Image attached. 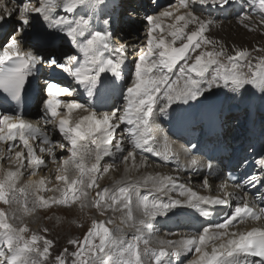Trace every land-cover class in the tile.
I'll use <instances>...</instances> for the list:
<instances>
[{
	"label": "snow or ice",
	"instance_id": "6c2138e0",
	"mask_svg": "<svg viewBox=\"0 0 264 264\" xmlns=\"http://www.w3.org/2000/svg\"><path fill=\"white\" fill-rule=\"evenodd\" d=\"M12 2L15 3V0ZM251 2L258 4L261 15H264V0ZM232 3L233 0H179V8L147 16V39L144 49L134 61V76L126 88L125 106L99 114L75 100L62 101V96L72 95L71 89L61 86L55 75L41 82L39 74L45 67L52 69L53 73L60 69L78 85L84 86L89 97H96L100 102L107 99V93L115 83L114 78L121 75L128 55L126 45L112 46L113 19L104 12L108 0H36L35 3L22 0L16 7L6 8L5 15L0 16V24L15 16L11 34L0 48V91L6 94L5 99L0 101V107L13 100L19 104L26 84L31 88L32 81H35L37 106L42 108L40 120L44 125H52L64 141H53L43 128L25 120L22 114L0 112V142L8 145L7 154L0 150V158L11 159L16 147L14 142L19 139L23 143L22 150L14 153L17 162L15 170L9 169L0 176V202L6 205L23 204L22 211L28 215L39 208L56 204L69 208L75 205L80 210L90 206L100 215L109 210L113 213L121 211V224L135 230L128 240L123 235H117L124 229L116 224L115 218L103 221L93 219L82 241H69L75 246V251L69 254L68 249H63L54 257L55 264H146L145 257L150 258L147 264H166L164 258L169 255L179 257L183 252L193 251L197 255L189 264H264V227L230 230L245 218L253 221L264 219V207H257L246 194L239 195L232 212L222 222L209 223L198 233L175 241L156 238L158 247H153L152 222L158 216L177 220L183 216L209 217L215 211L214 206L228 205L232 194L227 193L223 198L202 195L179 183L177 178L160 175H149L142 181H117L114 188H101L99 184L103 173L112 167H102L104 158L114 159L119 154L124 162L134 161L137 151H154L156 129L151 122L154 108L158 107L164 114L172 109L173 119L182 123L192 117L187 110L181 109V105H188L191 101L210 104L213 89L222 86L230 88L234 95L252 86L264 96V55L249 59L251 52L245 48H234L229 54L222 41L206 34L211 26L218 25V21L187 11L196 4L223 10L231 7ZM181 8L186 11L180 12ZM83 9H90L93 14L99 9L104 18L95 23L103 27H94V16L82 12ZM34 14L47 22L48 28L69 38L82 53V59L51 47L56 38L55 32H47L43 28L37 30L39 21L33 20ZM164 18H171L174 22L165 27L162 25ZM245 20H251L247 13L243 14L240 23ZM260 24L264 25V19ZM190 25L194 26V30L188 31ZM157 32L158 35L155 34ZM25 46L30 50H25ZM256 51L264 52V48ZM41 52L44 54H38ZM213 67L215 73L209 80L206 74ZM173 70L178 73L175 79L171 75ZM109 73L111 77L105 75L102 78V74ZM173 105H176L175 109ZM61 108L66 110L64 115L59 111ZM77 109L87 115L73 123L71 114ZM122 124L128 126L127 142L132 151L125 147L124 136L117 134ZM33 138L48 145L39 151L48 153L53 162H56L53 148L69 153L57 170L56 180L63 184V187L54 189L60 192L59 198L38 195L41 189L51 191L45 188L43 178L35 184L20 185L24 170L35 174L39 167L46 166L30 143ZM192 147L195 148V145ZM155 155L162 156L165 161L174 155L167 135L163 136L162 150L155 151ZM259 155L255 163L264 173V153ZM90 156L95 162L88 166L86 159ZM199 163L195 156L190 159L193 168ZM206 167L211 170L213 166L209 163ZM73 171L76 175L70 176ZM245 180L253 187L264 185V177L255 174L246 176ZM149 184L156 194H152L151 190L141 194V189H148ZM203 184L210 187L206 178ZM174 189L179 191L181 198L169 195ZM30 192L31 207L28 205ZM93 192L95 195H92ZM134 206L140 212L139 218L134 215ZM19 210L11 209L6 213L0 209V245H3L0 247V264H43L54 241L35 233L26 238L24 234L29 231L27 225L21 227L10 222L19 219L16 215ZM47 231L45 228L44 232ZM41 241L42 248L39 246ZM69 255L71 259H68Z\"/></svg>",
	"mask_w": 264,
	"mask_h": 264
},
{
	"label": "bare ground",
	"instance_id": "6f19581e",
	"mask_svg": "<svg viewBox=\"0 0 264 264\" xmlns=\"http://www.w3.org/2000/svg\"><path fill=\"white\" fill-rule=\"evenodd\" d=\"M121 1L125 2L124 0H121ZM3 2L5 4H3ZM21 2H22V0H15V3H13L12 0H10L9 2H7V0H2V3H0V16H4L5 15V9L6 8L7 9L14 8L17 5H19ZM239 3L240 2H238V0H233L232 6L231 7H227L225 9H223V10L218 9L215 6H211L210 7L208 5H199L198 4L197 6L203 8L202 9L203 11L202 12L196 11L195 13L197 15L201 16L202 18L213 19L215 21H218V25L211 26L209 32L206 33V34L210 35V37H212V38H215V39H217L219 41H222L226 45L227 51H228L229 54L233 53L234 48H237V49L238 48H245V49H248L251 52V55H252V51L257 48V44L260 45L261 48H264V42L261 41L260 38L258 37V34H260L264 30V25L260 24V21L262 20L260 17H257V15H254V16L253 15H249V16H251V20H247V21L245 20L246 23L244 22L242 24V25H248L249 26V28L251 29V30L249 29V31L251 32L250 35L252 37H254L253 40L247 41V40L243 39V37L246 36V35H249V32H246L245 29H243L241 27V25H239L240 20L243 17V14L247 13V12L240 11L237 14V16H231V18H227V19H223L222 16L219 17V18H214L212 15L208 14V12L210 10H213V11L221 10L223 12V11H227L228 9H238L240 7ZM176 5H178V6H175V4H174V6H171L172 7L171 9L179 8L180 7L179 1L177 2ZM131 6L135 7V4L131 5ZM181 9H180V12H181ZM164 10H166V9H160V8L156 9L155 8L156 12L154 14L151 13L150 15H158L159 12L164 11ZM82 12H88L89 14H92L94 16V24H95V20H97L96 16H98L96 11L93 14L90 11V9H83ZM82 12H81V14H82ZM59 14L63 15L64 13L60 12ZM177 14H179V13H177ZM247 14H250V13L248 12ZM129 15L130 16L131 15L136 16L134 13H130V12H129ZM33 20L34 21H39V23L36 25V29L37 30L43 28L45 31L55 32V36H60L62 34V32H59L57 30L48 28L47 27V22L43 21L42 18L39 17V15L33 17ZM166 21H165V23H166ZM120 22L122 23V26L127 24V21L124 20V19H121V17H120ZM248 23H251V24H248ZM14 24H15V18L13 19V17L10 20L4 21L2 24H0V32H2V30L4 29L3 33L6 34V37L9 36L11 31H12V26ZM129 24H132V23H129ZM146 24L148 25L147 21H146ZM133 27L137 28V25H134ZM130 28H131V26H130ZM130 28H129V26L127 27L126 36L122 40L123 41H127L129 39V37L132 36V38L130 40V45H129V47H132L131 44L134 43L135 41H137V37H136L137 33L133 32L134 28H131V29ZM191 30H194V26L190 25L188 31H191ZM118 33L121 34V32H118ZM122 40H119V41L114 40V42H117V44L116 45L113 44L112 46L122 45ZM60 43H61V46L63 47L64 46V44H63L64 42L61 40ZM139 43H140L138 45L139 48H137V49H139V50L142 49V48L144 49L145 43H142V42H139ZM26 48H28V47L25 46V49ZM139 50L136 52V53H138V55L140 54ZM67 51L70 52L69 48H67ZM259 52L261 54H264V52H261V51H259ZM132 56L130 54L127 55V60H126L127 64H128V62L130 60H133V58L136 57V54L134 53V54H132ZM129 71H128V75H129ZM212 71H215L214 67L212 69H209V72L206 74L208 79L209 78L212 79V77L210 76V73ZM128 75L125 77V79H126L125 81H127L128 77H129ZM123 87H125V85ZM127 87L128 86H126L125 88H127ZM251 90L249 92H246V93L242 92L239 95H234V99L231 102L227 103L224 100V103L222 102L223 103L222 104V106H223L222 108H224L225 105H227V106L229 105L228 107L231 106L230 108H232V105H234V106L237 105L236 104L237 100L238 101L239 100H242V101L247 100V101H249L250 98L252 100H255V99H258V98L262 97L261 94H259L257 96H254V97H251L252 96L251 95ZM124 94L126 95L127 93H124ZM71 96H73V94ZM220 97L223 99V96H221L217 91H213V95L211 97V101H212L211 103L219 104V101H216V99H218V98L220 99ZM241 97H242V99H241ZM74 100L76 102L80 103L79 99L75 98ZM80 104H83V105H85L86 108H88L87 104H84V103H80ZM123 106H125V105H123ZM253 106H256V104L253 103ZM103 108H104V110H103V112H104V111H110L113 108H121V105L120 106L113 105L111 108L110 107L106 108L105 106H103ZM60 112H61V115H64V113H65V111H63V110H61ZM169 112H171V110ZM34 114H38V111L37 112L36 111H32L31 115L34 116ZM83 115H87V113L84 112L83 110H79V109L74 110L72 112V114H71V116H73V118H71V120H74L73 123L78 122L80 117L83 116ZM163 115H164V113H161V112L159 113V108L158 107L154 108L153 115H152V118H151V122H152V124L154 125V127L156 129V131H155L156 143L153 145V147H154V151L153 152H140V151H137L134 161L132 159H130V160L124 162V161L121 160V157H120L119 154L114 159L113 158H104L101 161L102 167H107L109 165H112V167L109 168V169H111L110 173L113 172L111 174L112 175V180H110L107 185H106V181L107 180L103 179V182L99 181V184H100L101 188H103V187L114 188V187L117 186L116 185L117 181H122V182H125V183H127L129 180L142 181V179L144 177H146V176H149V175H152V176L160 175V176H172L173 178H177L179 183L193 188L195 191H197L198 193H200L202 195H210V196L213 195V196H219V197H222V198L225 197V194H226L225 192H222L221 194L218 193L221 190V183H223V182L219 181V184H214V185H217V186L220 185L219 186L220 190H219V188H215V189H213L211 191V190H209L208 187L204 186L203 180L205 178L207 179L208 183L213 181L210 178H208L207 175H205V173H204V169H205L207 164L205 162H203L200 158L196 157V158H198L200 163H199V166L196 167V168H198V170L195 171L196 169L190 166V159L192 158L191 155L188 152L184 151V149H187L186 146H184L177 139L174 140L168 133H166V135L169 138V141L171 142L174 155L171 156L168 161H166V164H168V165L165 164V160H164V158L162 156L156 158L157 156L155 155V151H160L163 148V136L165 134H162L160 132V129H161L162 125H163L162 124ZM263 118H264L263 116H260L258 121H257V124H259V120L263 119ZM33 119L29 117V119H25V120H28V121L32 122L33 124L37 125L38 123L36 121H34ZM40 127L43 128L48 133L50 139H52L53 141H59L60 143L64 142L61 139V136L57 133V130L52 125H40ZM127 128H128L127 125H123V127H121L120 129L117 130V134L124 136V138H125V147L127 148L128 151H132L131 145L127 142ZM165 130H166V128H165ZM14 143H15L16 147L13 149V152L11 154V159L0 158V176H2L7 170H9V169L15 170V168L17 167V162H16V159H15L14 153L16 151H21L22 150L23 143L19 139H17ZM30 143H32L34 148H36V150H37L36 154L38 156H41L44 159L46 166L39 167L35 171V174H29V172L31 170H24L25 174L20 180V185H23V183L25 181H28V183L32 182L33 184H35L41 178H43L45 180V188L49 189V188H51L50 186H53V187L56 186L57 187V183H56L57 180L53 181L52 185H49L47 183L48 179L52 175V172H54L53 169H51V168H59L61 166L62 160L67 158L69 153L67 151H61L59 148H53V151L56 154V162H53L48 153L39 151V149L41 147H48V145L42 144V142L38 138L31 139ZM7 149H8V145L5 144L4 142H0V150H3L7 154ZM124 154H126V153H124ZM57 156H59V157H57ZM89 158L93 159L92 156L88 157L86 159V164L87 165H88L87 161L89 160ZM149 162H150V164H149ZM115 167H116V169H114ZM117 167L119 169H117ZM57 170L55 169V172H57ZM193 170L195 172H193ZM73 173H74V175H76L75 172H70V176ZM135 174H136V176H135ZM105 178L107 179V177H105ZM218 178L221 179L222 177L218 176ZM196 186H197V189L199 188V190L196 189ZM52 190H54V189H52ZM52 190H51L50 193H52ZM149 190H151L152 194H156L154 189L152 188L151 184L148 185V189L142 188L141 189V194H145V192H147ZM43 191H44V189H41V191L39 193L43 194ZM172 191L169 192L170 196H172L173 198H181L178 190L175 189L174 190L175 192H172ZM163 198L167 199V197H163ZM134 205H135V201H134ZM1 206H4L3 209L5 210L6 204H1ZM37 211H38L37 213L40 214V209H37ZM189 211H194V210L190 209ZM118 212L119 213L117 214V212L113 213L112 211H108V215H109L110 218H116L118 216L117 217V225H120V227H122L124 229L123 233H117V235H121V234L125 235V236H127L129 234L133 235L135 230L133 228L129 229V227L127 225L121 224L120 217L122 215V212L121 211H118ZM133 212H134V215L136 217H138V218L140 217V212L135 209V206L133 208ZM39 214H38V216H39ZM186 220H187L186 216L181 217L179 220H177L174 217L173 218H169L167 216H158L152 222V224H153V227H152L153 239H152V242H151L152 246L153 247H158V245L156 244V238L165 239V240H174L175 241V240L181 239L182 236L192 235V234L198 233L199 231H196L195 233L186 232V230L184 228H182V226L184 225V222ZM244 221L245 222H243L241 224H238L236 226V228L230 229V230L242 231V230H244L246 228H250L252 224L253 225L255 224V222L253 220H251V219L244 220ZM219 222H221V221H218L216 219L215 221H213L211 223L214 224V223H219ZM171 225L178 226L179 228L173 229L171 227ZM126 226L128 227V229H127ZM180 228H182V229H180ZM208 250L211 251V248L209 247ZM196 255L197 254L194 251L193 252H183L181 254V256H179V257H175V256L169 255L168 257H171V258L170 259H166L165 261H166V264H189V262L192 259H194ZM148 259H150V258L147 257V261H148Z\"/></svg>",
	"mask_w": 264,
	"mask_h": 264
},
{
	"label": "rangeland",
	"instance_id": "374dc122",
	"mask_svg": "<svg viewBox=\"0 0 264 264\" xmlns=\"http://www.w3.org/2000/svg\"><path fill=\"white\" fill-rule=\"evenodd\" d=\"M178 1L179 0H174L173 3L172 2H170L169 4L166 3L160 9H169V8H172L171 6H174V4H175V6H178V5H176ZM30 2H32V1L30 0ZM35 2L36 1H34L32 3H35ZM238 2H240L239 4H240V6H242L241 5L242 0H238ZM246 2H248L249 4L248 3L246 4ZM243 3H244V7L246 9L244 12H247V13L249 12L250 14H248V15H253V16L254 15H257V17H260L261 19H264V15H261V12H260L259 5L258 4L257 5H253L250 0H243ZM196 5H198V4H196ZM202 9L203 8L198 7V12H202L203 11ZM195 10H197V9L194 8L193 6L190 7L189 9H187V11H194V12H196ZM184 11H186V10L185 9H181V12H184ZM33 17H35V15H33ZM14 18H15V16H13V19ZM229 18H231V16ZM163 21H162V24L165 27L168 24L174 22L171 18H165ZM165 21H166V23H165ZM246 21H244V22L246 23ZM248 24H251V23H248ZM239 25H241V27L243 29H245L246 32H249V35L244 36L243 39H245L247 41L253 40L254 37H252L250 35L251 32L249 31V29H250L249 26L248 27H245V25H242V23L241 24L239 23ZM155 34L158 35L159 33L157 32ZM164 34L166 35V33H164ZM258 37L260 38L261 41L264 42V30L260 34H258ZM137 39L139 40V41L137 40L138 42L145 43L146 42V39H147V30H146L145 33H139V34H137ZM137 48H139V47H137ZM258 48H261V46L257 44V48L256 49H258ZM256 49L252 51V55L249 57V59H252L253 57H256V56L264 55V54H261L259 51H256ZM134 53L136 54V56L138 55V53H136L135 51L132 54H134ZM221 59H224V58L221 57ZM214 73H215V71H212L210 73V76L213 77ZM177 74H178L177 71L176 70H173V72L171 73L172 78L175 79V77H176ZM133 76H134V67H133V69L131 70V72L129 74L127 86H130V84H131V78ZM206 78L208 79L207 76H206ZM250 87L251 86H247L246 87V90H244L243 93L249 92L252 89ZM213 91H217L221 96H223L222 95V91H223L224 92V95L227 97V98L224 99L225 102H227V103L228 102H231L234 99V95H233V93H232V91H231L230 88H225V87L222 86L219 89H213ZM124 93H126V90L124 91ZM123 99H124V97L122 98V103L125 105L126 102L125 101L123 102ZM159 113H160V111H159ZM167 115H170L171 116L172 115V110L168 114H164L163 115V119ZM160 132L162 134H165L166 135V131H165L164 125H162V127L160 129ZM57 157H59V156H57ZM93 159L92 158H89V160L87 161V163H88L89 166L91 165V163H94L95 162V160H93ZM149 164H150V162H149ZM51 169H53L54 172H52L51 177L47 181V183L49 185H52L53 181H56V175L58 174V172H55V169L57 170L59 168H51ZM114 169H116V167ZM117 169H119V168L117 167ZM110 170L111 169H109V171L107 173H103V176L99 180L100 182H103V179H105V180H107L106 181V185H107L108 182L110 180H112V175L111 174L113 172L110 173ZM71 176H75L74 173ZM135 176H136V174H135ZM105 177H107V179ZM27 183H28V181H25L23 183V185L24 184H27ZM56 183H57V186L59 185V187H63V184L61 182L57 181ZM50 187L51 188H49V189L52 190V189H55L56 186L55 187L50 186ZM196 189H197V186H196ZM174 190L172 192H175ZM197 190H199V188ZM50 192L51 191L44 190L43 191V194L38 193V195H43V196H45V198L53 197V196L56 197V198H59L60 195H61L60 192L55 191V190H52V193H50ZM92 195H95V192H93ZM31 200H32V194L29 193L28 194V205L30 204L29 207H31ZM1 204H4V203L3 202H0V209H3L4 206H1ZM22 206H23V204H21V205H15V204H13V205H6L4 211L6 213H8V212L11 211V209H17V208L20 209ZM22 209H23V207L19 211L16 212V215H17V217L19 219H17V220H10V222L16 224L17 226H21V227L23 225H27L29 231L24 234L26 236V238H30L31 235L33 233H35V234H38V235H41V236H47L48 239L54 241L53 246H51L50 255L47 258V260L43 261V264H55L54 257H56L58 254L62 253L63 249H68V253L69 254L71 252L75 251V246L71 245L69 243V241H71V240L82 241L83 240V237H84V235H85V233L87 231V229L91 226V221L93 219L98 220V221H103V220H106V219L110 218L109 215H108V212L105 215H100L96 209H94V208H92L90 206L89 207H86L84 210H80L75 205L72 206L71 208H69L67 206H63V205L56 204V205H51L50 207H47V208H39L40 209V214L37 213L38 211H36V212L32 213L31 215H28V214L23 213ZM118 213L119 212L117 211V214ZM38 214H39V216H38ZM117 217L115 218L116 219V224H117ZM112 227H115V225H112ZM45 228L48 229L47 232H44V229ZM130 228L131 227H129V229ZM127 229H128V227H127ZM123 236H125V235H123ZM132 236L133 235H130L129 234V235L125 236L124 238L130 240L132 238ZM39 246L42 248V246H43L42 245V241L39 242ZM0 247H3V245H0ZM170 258L171 257H166L165 260L166 259H170ZM68 259H71L70 255H69ZM145 260H146V264H147V257H145Z\"/></svg>",
	"mask_w": 264,
	"mask_h": 264
}]
</instances>
